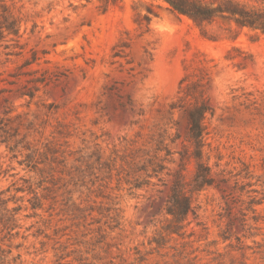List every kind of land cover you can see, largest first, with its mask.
Wrapping results in <instances>:
<instances>
[{
    "label": "rangeland",
    "instance_id": "obj_1",
    "mask_svg": "<svg viewBox=\"0 0 264 264\" xmlns=\"http://www.w3.org/2000/svg\"><path fill=\"white\" fill-rule=\"evenodd\" d=\"M5 3L20 37L0 40V264H264V33L164 0ZM178 177L195 207L179 234Z\"/></svg>",
    "mask_w": 264,
    "mask_h": 264
},
{
    "label": "trees",
    "instance_id": "obj_2",
    "mask_svg": "<svg viewBox=\"0 0 264 264\" xmlns=\"http://www.w3.org/2000/svg\"><path fill=\"white\" fill-rule=\"evenodd\" d=\"M0 0V8L4 13L0 14V40L7 35L14 34L20 37V21L14 16L10 7ZM172 10L178 15H186L197 24L211 22L217 16H230L241 27H249L264 33V10L224 7L221 5L210 6L202 0H164ZM186 79L182 80V84ZM197 100V99H196ZM211 108L204 102L195 101L186 108L189 120V136L201 147L204 138V119ZM211 168L201 164L199 176L202 184L211 185L213 178L210 176ZM195 213L192 197L187 194L186 188L178 177L172 187V193L168 200L167 213L171 215L170 226L166 228L168 233H180V229L185 227L184 222L190 213Z\"/></svg>",
    "mask_w": 264,
    "mask_h": 264
}]
</instances>
